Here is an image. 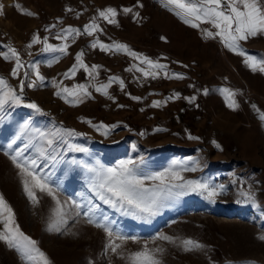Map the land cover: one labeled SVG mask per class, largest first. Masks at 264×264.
Returning <instances> with one entry per match:
<instances>
[{
    "label": "rangeland",
    "instance_id": "rangeland-1",
    "mask_svg": "<svg viewBox=\"0 0 264 264\" xmlns=\"http://www.w3.org/2000/svg\"><path fill=\"white\" fill-rule=\"evenodd\" d=\"M0 3L4 5L3 0ZM140 3L143 7L138 6L137 0H13L10 8L4 6L3 14H0V52H7L10 45L19 52L25 66L39 61L45 80L37 82L34 88L25 86L24 99L25 102L34 101L47 115L23 106H5V118L0 120V194L15 213V222L20 229L38 242V247L52 264H129L127 254L140 250L145 244L150 249H162L156 253L162 264H247L249 261L264 264V240L259 239L264 235V120L261 119L264 114V73L253 72L242 59L244 67L232 66L219 48V38L203 37L200 29L184 24L161 7L157 0H140ZM16 4L21 8L18 9ZM106 7L117 9L116 24H109L98 17V10ZM126 7L134 8L140 17L125 14L123 9ZM68 8L72 11H67ZM26 11L34 15H27ZM155 12L160 17L157 29L164 38H159L162 45L157 46L158 59L167 64V61L179 57V63L194 69L190 80L195 84L194 90L187 94V97H195L194 100L185 98L181 103L183 107L179 109L178 103L174 102L178 97L170 91L164 97L165 100L172 97L168 103L160 101V106H153L156 96L149 99L145 96L143 102L133 105L125 97L135 95L139 88L129 85L123 90L119 81H115L107 88L111 97L107 98L109 106L95 114V109L101 105L99 100L105 95L97 92L96 87L108 81L100 83L96 79L89 85V92L94 91L98 103L84 104V98L82 102L69 103L55 95L57 89L53 86V79L61 87L71 89L75 85V74L65 77L64 73L76 63L75 56L81 52V43L93 39L84 35V42H79V45L74 41L80 35L58 40L56 34L61 28L72 26L83 30V26L96 17L100 27L111 31L120 29L121 32L132 33L142 26L149 31L154 25ZM52 25L55 27H50ZM202 27L210 26L203 24ZM34 34L39 35L41 43L29 48ZM44 37H48V43L53 45L66 43L67 54L42 52ZM241 45L249 54L261 56L264 54V35L251 37ZM127 58L123 59L125 63L130 60ZM112 61L116 60L112 58ZM14 67L15 59L6 60L0 55V76L17 90L21 80L27 85L35 79L32 69L27 67L19 69L18 75L13 76ZM25 71L29 72L27 78L23 75ZM171 79L165 77L163 85L178 87V83ZM223 88L236 92L238 108L228 107L221 92ZM119 105L125 108L118 112L121 110ZM124 110L126 115L132 113L133 122L140 126L129 130L124 124H114L111 119L122 116ZM29 118L33 127L44 130L63 127L84 134L69 139L89 151L63 152L65 160L75 158L90 163L99 160L106 166H113L120 160L142 158L144 163L141 167L149 173L163 171L173 160H179L186 162L189 168H196V171L182 173L186 180L198 179L213 186L223 185L224 191L214 201L189 192L145 221L99 201L87 188L82 169L74 168L65 176L63 164L55 168L49 166L45 172L55 173L52 180L54 186L59 185L58 196L62 201L68 198L78 201L85 197L92 199L100 205L96 212L97 222L108 223L114 232L138 239L117 241L121 244L120 254L106 250L107 234L95 223H87L83 214L78 217L72 215L61 232L47 231L54 201L37 192L39 203L33 204L24 192L19 170L9 158L16 149L28 143L27 135H21L11 148L8 147L19 132V126ZM99 118L115 125L108 129L107 135L102 134L104 129L92 126L100 125ZM213 141L220 147L217 148ZM33 154L32 149L25 152V155ZM249 190L255 197V204L242 195ZM104 216L108 217L107 221L103 220ZM2 228L3 223H0ZM162 235L173 239H160ZM186 239L195 240L205 247L185 251L181 242ZM0 264L26 262L17 250L0 241Z\"/></svg>",
    "mask_w": 264,
    "mask_h": 264
},
{
    "label": "snow or ice",
    "instance_id": "snow-or-ice-1",
    "mask_svg": "<svg viewBox=\"0 0 264 264\" xmlns=\"http://www.w3.org/2000/svg\"><path fill=\"white\" fill-rule=\"evenodd\" d=\"M157 2L161 7L173 13L184 24L200 29L203 37L208 39L219 38L226 48L243 56L245 65L253 72L264 73V54L261 56L251 55L241 45V42L247 41L251 37L264 35V0H157ZM137 4L139 7H143L140 0H137ZM15 6L18 9L21 8L19 4ZM3 9L4 5L0 3V14H3ZM67 11H72V9L68 8ZM123 12L125 14H133L134 18L140 17V13L134 11L132 7L124 8ZM26 14L34 15L30 11H26ZM117 14V9L114 7L98 10V17L109 24L117 23ZM96 20L97 18L93 17L90 23L83 26V30L72 26L61 28L56 34V38L58 40H66L69 36L82 34L92 36L94 33L103 30ZM203 24H207L210 27H202ZM50 27H55V25ZM161 39L164 38L161 37ZM42 42V52L67 54L68 45L66 43L53 45L48 43V37H44ZM38 43H41V38L38 34H34L28 47L31 48L33 44ZM7 47L8 51L0 52V55L6 60L15 59L12 75L17 76L19 69L27 67L32 69L35 79L30 80L27 85H25L24 80H21L19 90H17L3 76H0V120L5 118L6 105L12 107L23 106L32 109L35 113L47 115L34 101L25 102L24 99L25 86L34 88L37 86V82L45 80V76L40 72L39 61L25 66L21 62L19 52L10 45ZM91 47H99L101 51L105 52L123 51L141 60L148 68L153 69V71H148L136 65V70L143 73L145 77L151 76L155 79L159 74L158 70L167 68L166 65L159 63V61H153L142 53L132 51L124 43L113 42L106 44L96 39L91 43ZM56 59H59V57ZM75 60L76 63L64 73L65 77L74 75L79 69H83L90 77H93L96 74V70L100 67L99 65H92L89 68L83 61V50L76 54ZM50 64L51 61L49 62ZM23 75L27 78L29 72L25 71ZM165 75L167 76V72H165ZM172 77L177 79L184 78L183 74L180 73H173ZM115 81H119L121 89H123V80H120L119 77H109L108 83L96 87V91L107 95V88ZM52 83L57 89L55 95L66 102L78 103L82 102V98L91 96L88 91V84H75L69 89L68 87H61L55 79H53ZM221 92L224 94L228 107L233 109L239 107L235 99V91L230 88H223ZM174 96L178 97L179 93H175ZM70 97L72 99H69ZM132 99L139 100L141 98L133 96ZM186 99L191 101L195 97H186ZM161 103L160 101H154L153 106H160ZM119 106L123 107V105ZM253 107L255 108V105ZM261 119L264 120V114L261 115ZM88 123L91 124V121H88ZM92 126L98 130L104 129L102 133L104 135H107L109 128L115 127V125H104L102 123ZM21 135H27L28 143L24 144L23 148L16 149L9 158L19 170L24 192L33 204L39 203L37 192L46 194L54 201V207L51 209V215L47 223V231L61 232L67 226L72 215L78 217L83 214L87 223H95L96 227L105 231L108 236V243L105 246L106 250H111L113 253L120 254L118 250L121 248V244L117 243V241H135L138 238L116 233L108 223L97 222L96 212L100 209V205L94 203L92 199L85 197L84 200L78 201L77 199L68 198L62 201L58 196L59 185L54 186L55 182L52 180V176L55 173H46L45 169L49 168V166L55 168L57 165L63 164L65 166V176L71 173L74 168L82 169L85 174L84 178L87 188L99 201L125 215L145 221L155 217L162 208L170 206L172 201L189 192L199 193L214 201L224 191L223 185L213 186L206 181L198 179L186 180L182 173L196 171V168H189L186 162L179 160H173L171 165L163 171L151 173L145 172L141 167L144 163L142 158L140 160L131 158L120 160L113 166H106L99 160H94L91 163L75 158L65 160L62 155L63 152L87 153L89 151L88 148L71 142L69 137L84 135L73 129L54 127L51 130H44L33 127L31 118H29L19 126V132L8 147L11 148L12 143H15V140L19 139ZM190 138L197 139V137ZM213 143L216 144L215 141ZM216 147L219 148V144H216ZM30 149L34 150V154L25 155V152ZM5 154L9 155L7 152ZM146 181H152L153 183L147 184ZM242 195L255 204V197L250 190L242 192ZM82 209L86 210L82 211ZM103 220L107 221L108 217L104 216ZM0 223H3V228L0 229V241L4 242L9 248L17 250L26 264H52L46 253L38 247V242L20 229V226L15 222V213L2 194H0ZM159 238L163 240L173 239L163 235ZM259 239L264 240V235H261ZM181 243L185 251L205 247L192 239L183 240ZM160 251L162 249H150L145 244L140 250L129 252L127 260L129 264H162V261L156 256V253ZM247 264H254V262L249 261Z\"/></svg>",
    "mask_w": 264,
    "mask_h": 264
},
{
    "label": "crops",
    "instance_id": "crops-1",
    "mask_svg": "<svg viewBox=\"0 0 264 264\" xmlns=\"http://www.w3.org/2000/svg\"><path fill=\"white\" fill-rule=\"evenodd\" d=\"M3 2H4V0H3ZM12 2H13V0H12ZM5 8H7V7H5ZM101 21H100V23H101ZM152 21H153L154 25H153V28L150 29L149 31H147L145 29V27L142 26L141 27L142 29H140V28L135 29L134 31H132V33H129V31L126 32L123 30L121 32L120 29L117 30V32H116L114 30L111 31L107 27H100L103 30L94 33L92 35L93 39L91 41H89V42L87 41L86 43H81L82 44L81 50H83V61H84V63L87 64L89 66V68H91L92 65H99L100 67L96 70V74L93 77H90L83 69H79L75 73L74 84H88V85H90L92 82L96 81V79H97V82L99 81L100 83H106V81H108L109 77L116 75V77H119L120 80H123L125 82L124 87L127 86V88H128L130 85L132 88H139V90L137 91V93L135 95L125 94V95H127V97H125V99H127V101L132 103L133 105L138 104L139 101L143 102L142 99L145 96L148 99H149V97L156 96V101H163L164 103H168V102H170L169 98L167 100H165L164 97L166 96V94H169V92L171 91L174 93H179L178 99L175 100L174 102L178 103L177 107L179 109L182 108L183 106L181 103L184 102V99L187 97V94H189L188 92L194 90L193 87L195 86V84L190 81V80H192L191 76L193 75L191 71H194V69H192V68L189 69V67L186 66L185 64L179 63L178 62L180 60L179 57L176 58L175 60L171 59V60L167 61V64H164L167 66V68L163 69V70H158L159 74L157 75V77L155 79H153L151 76L145 77L143 75V73L136 70L135 66L139 65L140 67H142L148 71H153V69L148 68V66L146 64H143L141 62V60L128 55L126 52H123V51H121V52H116V51L105 52V51H101L99 47H96V48L91 47V43L96 39H99L102 43H106V44H111L113 42L124 43V44H127L131 48L132 51L137 52V53H142L144 56L149 57L153 61H159V63L163 64L158 59L159 54L157 51V46L162 45V43H159V40H160L159 38L161 37V34H160L161 32L158 31V29H157V28H159L158 26H160L159 14H156V12H155L154 18ZM96 22H97V20H96ZM141 24H142V22H141ZM99 26H101V25L99 24ZM80 36H82V37H80ZM80 36L75 39V41H74L75 44L79 45L80 44L79 42H84L83 41L84 34H82ZM218 41L220 43L219 48H220L221 52L223 53V55L225 56L226 60L232 66L238 67V69L241 68V66H242L241 59L243 60V63H244V57H242L241 55L237 54L236 52H233V51L229 50L228 48H226L224 46V44L220 41V39ZM74 43H73V46L75 45ZM126 57H128L127 59H130V60H129V62L125 63L123 61V59H126ZM112 58L115 59L116 61L113 62ZM117 60H119V61H117ZM244 65L242 67H244ZM129 69H131V70H129ZM165 72H167V76L165 75ZM173 73L183 74L184 78L172 80L173 78H175V77H172ZM165 77L167 79H169L168 77H172L171 81L178 83L177 85H179V86L173 87V85H169V86L163 85L162 80ZM129 82H131V83L129 84ZM181 84H183L182 87L180 86ZM124 87H123V90H124ZM166 87H168V88H166ZM88 91H90L89 87H88ZM93 92L94 91H92L91 96L84 97V99H85L84 104H92L93 101H94V103H98V98L96 97V95H94ZM133 96H138L141 99L134 100V99H132ZM103 97L102 98L106 99V100H102V98L101 99L99 98L100 99L99 102L101 103V105L98 106V108L95 107L96 108L95 114H97L99 110L100 111L102 110L101 112H103L104 108H107V106H109V102H108L109 100H107V98L111 99L109 93L107 95H104ZM152 100H150V101H152ZM86 101L88 103H86ZM147 103H149V101ZM146 106H148V105H146ZM170 106H171V104H170ZM124 108L125 107H121V110L118 109V112L122 111V109H124ZM137 110L138 109H135V112H137ZM149 110H150V108H149ZM125 111L126 110L123 111L122 116L113 117L111 119L112 122L114 124H119V125L124 124V126H126L129 130L130 129L134 130L138 126H140L139 124L137 126V124L135 122H133L134 117H131V116H133L132 113H131V115H126L127 113H125ZM100 115L102 116V114H100ZM99 122H100V124L102 123L104 125H111L110 122H108V121L106 122L101 118H99Z\"/></svg>",
    "mask_w": 264,
    "mask_h": 264
},
{
    "label": "bare ground",
    "instance_id": "bare-ground-1",
    "mask_svg": "<svg viewBox=\"0 0 264 264\" xmlns=\"http://www.w3.org/2000/svg\"><path fill=\"white\" fill-rule=\"evenodd\" d=\"M11 3H12V0H4V5H5V7H7V8H10Z\"/></svg>",
    "mask_w": 264,
    "mask_h": 264
}]
</instances>
